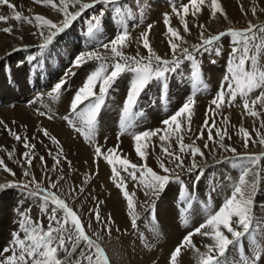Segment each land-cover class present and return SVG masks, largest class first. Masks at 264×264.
I'll return each instance as SVG.
<instances>
[{
    "label": "snow or ice",
    "instance_id": "obj_1",
    "mask_svg": "<svg viewBox=\"0 0 264 264\" xmlns=\"http://www.w3.org/2000/svg\"><path fill=\"white\" fill-rule=\"evenodd\" d=\"M33 2L37 5L50 6L63 16V20L57 23L39 14H34L31 17L23 16L20 11L16 10V6L10 3V0H0V5L12 9L13 16L11 18L16 21L23 20L26 23L34 24L37 31L32 34L41 39L42 43L39 47L46 49L85 10L95 7L97 4L111 5L117 3V0H90V2L59 0L58 3L56 0H33ZM205 4L206 0H188L187 3H182L179 8L173 4V12L179 17L184 33L190 34L187 17L189 15L195 17L197 13L202 11L201 6ZM77 5H79V10L70 11V9H75ZM209 6L212 18L220 13L227 19V14L223 11L219 0H211ZM121 11V9H117L118 14ZM252 14H256V8H252ZM104 15V9H101L98 16L86 21L89 36L99 31ZM163 16L167 26V43L171 58H165L157 54L152 48L149 41L151 25L140 37V43L147 51V56H141L139 52L135 56L125 54L124 49L129 44L130 32L126 26L122 25L117 35L109 41L99 44L97 48L80 52L74 57L73 68L82 67L93 60L99 63L86 75L82 85L76 89L69 106L70 115H65L63 120L91 143L95 136L98 117L105 106L109 91L122 75L131 73L132 79L128 85V91L121 110V128L128 131L132 117L135 115L133 110L138 104L141 93L151 82H160L163 90L167 86L168 74L177 72L184 61H191L193 62L191 72L193 83L202 87L203 82L199 64L196 63V55L202 49L206 51L214 50L219 54V48L214 46L225 36L230 37L233 44L230 52L231 62L226 68V73L217 94L211 100L210 107L205 112L204 124L191 143H184V134L186 131H192L191 116L196 103L195 93L168 119L161 121L164 128L147 129L134 133L135 152L144 161L143 163H133L126 155L117 154L119 138L117 145L114 148L107 149L106 152L97 144L94 157V162L95 159L102 157L110 166L111 179L122 190V195L129 209L128 215L131 225L134 229L137 228L139 219V215L135 211L137 205L136 192L128 191L125 177L134 182V187L143 188L144 195L150 199L158 197L169 184L178 183L180 185L179 204L182 213L185 215V222H187V216L195 202L193 199L195 193L187 189L181 176L175 171V168H183L184 161L181 155L170 151L171 142L173 139L176 140L180 153H190L192 163L187 172L196 173L193 181V188H195L203 175L202 165L196 162V158H203L205 155L196 141L204 139L206 130L207 141L214 143L225 152L233 153V163L236 167L241 168V174L233 184L230 195L224 199L223 203L216 210L209 212L202 223L187 232L170 253L169 264H180L183 249L193 250L198 256V264H229L226 257L230 248L236 249L239 253L240 249L243 248L245 238L251 234L252 228L254 226L258 227V225H255L253 205L257 188L256 177L260 174L258 169L261 161L264 160V153L241 154L237 152L235 147L225 144V138L231 140V136L228 135L227 128L222 131L220 127H217L215 114L225 106H233L239 97L242 101L244 115L253 118H260L264 115V63H261V58L264 57V23L254 24L249 21L246 28L230 27L226 31L209 35H205L206 26L204 24L194 25L200 29V42L185 47L184 45H187L188 41L181 35L179 29L170 25L169 14L164 13ZM8 19V16L0 15V22L6 23ZM2 31L12 34L13 28L8 26L3 28ZM19 39H23V37H19ZM99 48L111 53L113 58L111 64L107 63L106 59L101 56ZM32 59L35 60L36 58L32 57ZM68 75H75V73L66 71L65 77L53 86L48 95L58 96L68 84ZM257 92L258 94L253 95ZM209 113L212 115L210 116ZM39 115L46 116L47 114L39 112ZM47 118L49 120L53 119L51 115H47ZM210 119L211 124H209ZM223 123H228V117H223ZM0 124H4V122L0 121ZM4 127L10 135L14 136L16 141H22L23 147L29 150L23 153L24 162L21 166L24 169L23 175L30 177V179L19 185L12 182L7 185L0 184V190L5 187L22 186L28 190V195L39 197L41 211L46 214L48 223L45 227L42 220H33L28 212H20L21 219L18 221V230L12 233V239L9 241L8 246L0 251V264H70L68 258L73 257L78 249L79 258L76 259V264H111L107 252L102 246L101 236L96 232L89 233L86 229L91 228V222L85 225L78 211L73 210L68 203L66 196L70 193L62 192L58 188L57 180L49 178L47 186H44V181H38L35 175L32 174L33 156L30 155V151L35 148V145L29 143L27 136L22 138L21 135L8 128L7 125H4ZM261 127L264 128V121L261 122ZM213 131H215V136ZM239 131L243 133V146L245 149L248 148L250 141L252 143L256 142L242 125ZM41 132L58 149L55 154L51 150L48 151V155L53 159L52 171H56L62 161L71 165V162L67 161L63 147L57 137L51 135L47 129H41ZM257 135L260 137L259 143L264 145V135L259 132H257ZM152 137H158L161 142V151L170 158L167 163H174L175 168L168 167L163 160L159 161L161 170L159 172L154 171L147 165L145 143L151 141ZM166 144L168 147L164 146ZM203 148L208 149L209 144L204 143ZM11 155L9 153L10 159ZM223 159L228 158L224 157ZM39 160L42 168L46 169L44 156H40ZM0 168L12 176L16 175L2 158H0ZM121 173H124L125 176H122ZM59 179L62 180L63 177L61 176ZM29 185H34V187L29 188ZM76 191L83 192L84 189L82 187L71 189V192ZM102 203L103 201L99 202V204ZM201 203L207 209L211 203V197H208L207 202ZM99 204L95 209H90V212L93 214L95 221L102 224L104 230L110 233L111 217L109 216L107 220L101 219ZM149 217V223L151 224L155 219L154 203L149 205ZM229 234L231 238H229ZM195 235L205 237L211 241V243L203 245L206 251L201 252L193 243L192 238ZM141 236L143 238V233H141ZM254 239L256 238L254 237ZM61 253L64 254V258H61ZM262 256H264V244L257 241L253 249V255H241L234 264H258Z\"/></svg>",
    "mask_w": 264,
    "mask_h": 264
},
{
    "label": "bare ground",
    "instance_id": "obj_2",
    "mask_svg": "<svg viewBox=\"0 0 264 264\" xmlns=\"http://www.w3.org/2000/svg\"><path fill=\"white\" fill-rule=\"evenodd\" d=\"M56 2L58 3L59 0H56ZM187 2V0L181 2L176 7L179 8L182 3ZM10 3L16 6L17 11L42 13L43 16L57 23L63 20V16L56 10L47 5H37L33 0H10ZM210 3L211 0H206V4L201 6L202 11L197 13L195 17L191 15L187 17L190 34L183 32V25L179 17L173 12V8L164 12L169 14L170 25L179 29L181 35L188 41V44L184 45L185 47L200 41V29L194 25L204 24L206 26L208 23H211L212 28L208 30L206 27L205 31V35H209L216 34L218 33L217 31H225L230 27L233 28L232 25H236L234 20L239 17H243L242 23L246 27L249 21L254 24L264 21V0H219L223 11L227 14V19L220 13H217L215 18H212ZM252 8H256V12L260 11L256 15L250 16L249 14L252 12ZM73 10L70 9V11ZM12 12V9H9L7 6L0 5V15L9 17L6 23L0 22V121L4 122V124H0V158L4 160L5 164L16 175L12 176L0 168V184L17 178L18 175H22V177H19L20 179L26 178L23 175L24 169L21 164L24 162L23 153L29 150L23 147L22 141H16L14 136L9 134L4 127V125H7L8 128H11L14 132L21 135L22 138L27 136L29 143L35 145V148L30 151V155L33 156L32 174L35 175L38 181H44V186H47L49 178L57 180L58 188L64 193H70L66 196V199L70 206L84 218L86 225L91 222L90 217L87 215L88 210L90 208H96L97 204L103 201L102 204H99V209L103 216L101 219L107 220L109 216L111 217V223L109 225L111 232L105 231L104 226L97 221L91 224L95 228L91 232H96L101 236V241L110 256L111 264H169L170 253L180 243L187 232L202 223L208 213L216 210L223 203L224 199L230 195L233 184L241 174V168L234 165L233 159L226 162L223 158L231 157L233 153L225 152L223 149L215 147L214 143L207 141L206 130L204 139L196 141L202 147L206 142L209 144V148L204 149L205 155L203 159L200 160V157L196 158V162L202 165L203 173L205 171L209 172L219 164L217 168L223 176L215 184L211 185L206 192L199 191L197 196L195 193L193 198L195 202L192 205L194 218L191 223L180 221V211L173 204V199L179 201L180 185L178 183L173 182L169 184L158 197L150 199L144 195L143 188L134 187V182L125 177L128 191L136 192L137 205L135 211L139 215V219L137 221V228L134 229L131 225V220L128 215L129 209L122 195V190L111 179L110 166L102 157L95 159L94 162L95 147L98 144L106 152L107 149L114 148L117 145L119 138L117 154H121L122 156L126 155L133 163H143L144 161L135 152L133 141L134 133L147 129L164 128L161 121L168 119L195 93L196 103L191 116L192 131H186L184 134V143H191L204 124L205 112L209 109L211 100L217 94L230 59H226L225 64L221 68L222 73L219 75L214 85L216 87L212 92L208 90H206L207 92L205 90L200 91L196 87L189 89V91H184L182 85L179 87V84L173 82L172 87L167 91L168 93L178 92V104L173 106L174 103L157 101L156 105L149 106L150 110L145 111L147 118H144V115L142 116L138 111L141 108L140 105L143 103V97L147 96L146 93V95L144 94V91L148 88H151V90H155L156 87L162 88L160 82H151L141 93L138 104L133 110L135 115L132 118H137V124L134 125V122L131 120L129 130H123V134L118 129L121 127V110L130 82L126 87L121 89L122 92L119 90L121 95L114 94L110 90L108 93L110 96L109 104L101 110L96 125L95 136L90 143L82 135L69 127L66 121L63 120V117L69 112L70 102L76 89L80 87L75 83L76 80L74 81V78H72L73 81L68 80V84L64 88H68V91L64 92L65 97L63 99L48 95L57 83H53V80H50L51 77L56 79L55 77L57 76L55 75L57 70L51 68L52 64L55 63V60H61L60 54L64 56L71 55L74 59L77 54L86 51L83 50L85 43L81 41L82 37L78 34L70 33L72 32L71 25L65 30L64 37L59 39V34L54 39L53 42L57 43H52L48 48L41 49L39 47L42 43L41 39L32 34L37 31L34 24H22L21 21H16L11 18L13 16ZM247 14L248 16H246ZM108 22L110 21L108 20ZM149 25L152 26L149 32V41L152 48L157 54L165 58L169 56L165 55L166 53L169 54V47L164 16L161 19L154 17L146 26H143L139 30L133 29L135 31L130 32L129 44L124 49L125 54L135 56L139 52L141 56H147V51L140 43V37L142 33L148 30ZM8 26L13 28L12 34L2 31L3 28ZM121 26L122 24L115 21L114 18H111V26L109 27H113L115 31L118 29L116 33L120 31ZM106 32L109 33L110 28ZM19 37H23V39H19ZM232 47L233 44L228 51H231ZM33 50H36L37 53L32 54ZM99 52L110 53L102 48ZM32 57L36 59L33 60ZM107 59L106 62H110ZM199 63L204 67L205 61L202 60ZM261 63H264V57L261 58ZM74 70L75 68H73L72 72ZM123 77L125 79L131 77L129 80L131 81L132 74L125 73ZM71 84L72 87L70 88ZM256 94L258 92L253 95ZM172 106L173 108H170ZM39 112H45L47 115H51L53 119L49 120L47 115L41 116ZM209 115L211 116L212 114L209 113ZM215 115L217 127H220L221 130L227 128L228 135L236 142L243 139V133L239 131L241 125L251 134L253 139L258 136L257 132L261 133L264 130L261 127V122L264 121V115H262V121L260 119L261 117L253 118L244 115L242 101L239 97L233 106H225ZM225 116L228 117L227 124L223 123V117ZM211 122L210 119L209 124ZM41 129H47L51 135L57 137L63 147L64 155L67 157V161L71 162V165L62 161L58 169L52 171L53 159L48 155V151L51 150L55 154L58 149L55 144L42 134ZM213 135L215 136V131H213ZM234 144L236 145V143ZM253 144L250 141L247 149H238L237 152L253 153L264 151V146L257 149L253 148ZM164 146L168 147L167 144ZM145 150L147 165L154 171H161L159 168L160 160L165 161L168 167L175 168L174 163H167L170 158L161 151V142L158 137H152L151 141L146 142ZM170 151H174L182 156L184 161L183 168H175V171L181 176V179L189 183L188 185L191 186L193 191V181L195 180L196 173L187 172V169L192 163L190 153H180L175 139L171 142ZM9 153L12 154L11 159L9 158ZM40 156H44L47 165L46 169L41 166ZM218 160L220 161L219 163L217 162ZM260 167H262L261 180L263 181L264 162H261ZM223 168L226 169V172H223ZM121 175L125 176L124 173H121ZM61 176L63 177L62 180L59 179ZM256 181L258 182L257 177ZM81 187L84 189L83 192H71V189H79ZM186 187L188 189V186ZM196 188L200 190L199 183L194 189ZM213 189L215 190L213 191ZM261 193L257 187L254 199H258ZM8 194L0 198V251L8 246L9 241L12 239L13 229L16 227L14 224L18 217L15 216V213L26 212V209H28L25 208L26 206H36L41 211V200L28 195L27 191L23 193L20 190V193L18 192L15 196H9ZM209 196L211 197V203L207 209H204L202 208L203 204L201 202H207ZM153 203L155 206V219L150 224L149 205ZM257 210L253 208L255 220L258 217ZM20 218L19 216L18 219ZM9 227L11 228L10 231L8 230ZM254 228L255 226L252 229ZM141 233H143V238ZM229 238H231L230 234ZM192 239L193 243L201 252L206 251L203 245L211 243L209 239L199 235L193 236ZM229 255L233 263L239 260L241 256L235 252L234 248H230ZM180 264H198L197 254L191 249H183ZM258 264H264V256L261 257Z\"/></svg>",
    "mask_w": 264,
    "mask_h": 264
},
{
    "label": "rangeland",
    "instance_id": "obj_3",
    "mask_svg": "<svg viewBox=\"0 0 264 264\" xmlns=\"http://www.w3.org/2000/svg\"><path fill=\"white\" fill-rule=\"evenodd\" d=\"M185 1L186 0H117V3H113L111 5L97 4L95 7L85 10L82 13V15L76 21H74L71 24L72 26L70 28H71L72 32H70V33H75V34H78L82 37L81 41H84V43H85L83 50H86V51L91 50L93 48H97L99 44H102V43L109 41L111 38H113V36H115L117 34L116 32L118 31V29H116V31H115V29H113V27H109V26H111V18H114L115 21L126 26L127 29L129 30V32H132L135 30H139L143 26H146L147 23H149L154 17L161 19V17H163L164 12L166 10L171 9L173 4H175V6H177L181 2H185ZM82 2H90V0H88V1L82 0ZM101 9H104L105 15L102 18L99 31L96 34L89 36L88 35V26L86 24V21L91 20L94 16H98ZM117 9L122 10L120 13L122 15L118 14ZM31 10H33V9H31ZM76 10H79V5H77V7L73 11H76ZM21 11L22 10H20V12ZM259 11H257V12H259ZM257 12H256V14H257ZM21 13L23 16H29V17L33 16L34 14L43 15L42 13H33V12H29V13L21 12ZM12 14H13V12H12ZM249 15L253 16L252 12ZM246 16H248V14ZM108 20L110 22H108ZM242 20H243V17H239L238 19L236 18V20H234L236 25L235 26L232 25V27L233 28L235 27L237 29L246 28V26L243 25ZM21 22H22V24L26 23L23 20H21ZM261 23H264V21L258 22L256 24H261ZM27 24H29V23H27ZM208 25H210V26L208 27ZM206 27L208 30L211 29L212 28L211 23H208L206 25ZM108 28H110L109 33L106 32V30H108ZM133 29H135V30H133ZM64 32L60 33L59 39L61 37H64V35H65ZM217 32L219 33L220 31H217ZM199 42L200 41H198L196 43H199ZM53 43H57V42H53ZM231 45H232V42H231L230 37L225 36L224 38L221 39V41L217 45L214 46V47L219 48V54H217V52L214 50H207L206 51V50L202 49L196 55V63L199 64V67L201 66L200 72H201V80L203 82L202 87H199L196 84H194L193 80L191 78L192 63L193 62L184 61V63L180 66V68L178 69L177 72L168 74L169 78L167 79L166 88H164L163 90H162V88H157V87L155 90H151V88L150 89L148 88L144 91V94L146 93L147 96L143 97V103H142V105H140L141 108L138 110L139 114H142V116L144 115L143 116L144 118H147V116L145 115V111H147L148 109L150 110L149 106L156 105L157 101L158 102L166 101L169 103H174L173 106H176V104H178V102H179V98L177 95L178 92L175 91V93L174 92L168 93V91H167L172 87L173 82L174 83L176 82L177 84H179V87L182 85V89L184 91H189V89L196 87L200 91L208 90V91L212 92L214 90V88L216 87L214 85H215L217 79L219 78V75L222 73L221 68L225 64L226 59H228V60L230 59L229 54L231 51H228V50H229V48H231ZM88 46H90V47L88 48ZM99 50H101V48H99ZM36 53H37L36 50L32 51V54H36ZM100 54L105 59L108 58L107 60H109L110 62H107V63L111 64L113 62V58L111 56V53L101 52ZM126 55L129 56V54H126ZM165 55H169V54L166 53ZM59 56H60L61 60L58 61V60H55V58H54L55 63L52 64V66H51V68L53 70L54 69L57 70L56 74H55V75H57L55 77L56 79H54V77L50 78V80H53V83L58 82L61 78H64L66 71L72 72V70H73V67H72L73 57H71V55L64 56L63 54H60ZM167 58H171V57L167 56ZM202 60L205 61L204 67H202L201 63H199V61H202ZM213 61H214V63H213ZM98 63H99L98 61L93 60V61H89L87 64L83 65L82 67L75 68V70H74L75 75H72V76L68 75L67 80L70 79L73 81L72 78H74V81L76 80L75 83L78 86H81L85 80L86 75L89 73V71H92L98 65ZM126 74H130V73H126ZM69 76H71V77L68 78ZM123 76L124 75H122L121 78H119L117 80V82L113 85V87L111 88L112 93L121 95L119 90L121 91V89L123 87H126V85L130 82L129 80L131 77L129 79H125ZM72 84H73V82H72ZM72 84H71L70 88L72 87ZM188 85H190V86H188ZM65 91L67 92L68 88L62 89L61 93L56 97L58 99H63L65 97V94H64ZM97 91H98V88H97ZM62 94H64V95H62ZM109 98H110V96L108 95L107 99H106L105 106H107L109 104V102H108ZM173 106L170 108H173ZM158 113H161V112H158ZM68 114H69V112L67 113V115ZM136 119L132 118V122H134V125L137 124ZM260 119L262 121V116ZM62 124H64V123H62ZM140 124H138V125H140ZM118 128H119V126H118ZM118 130H120V133L123 134V129L121 127ZM260 134L264 135V130ZM259 139H260L259 136L255 137L254 140L256 142L253 144L254 145L253 148L259 149L260 147L264 146V145L259 143ZM224 143L229 144L232 147H235L237 150L238 149L245 150V148L243 146V139H241L239 142H236V141H233L232 138H231V140H229L226 137ZM234 143H236V145ZM200 147H201L202 151L205 152L204 148L202 146H200ZM215 147H217V146L215 145ZM243 153H247V152H243ZM243 153H241V154H243ZM253 153L259 154V153H264V151L263 152H253ZM227 158L228 159H226V162H229L230 160L233 159V156L227 157ZM202 159L203 158L200 157V160H202ZM261 162L263 163L264 160H262ZM218 165H216V167H214L209 172L205 171L203 173L202 178L199 182L200 190H198L197 188L196 189L193 188V191H192L191 186L188 185L189 183H187L186 181H184L182 179L185 182L184 183L185 186H188V190L190 192L196 193V196L199 194V191L206 192L207 189H209L211 185L215 184V182L218 181L221 176H223V174L217 168ZM261 169H262V167H260L258 169L260 174L257 176V180H258L257 187L262 193L258 197V199H254V205H253V208L258 209L257 210L258 211V213H257L258 217L255 220V225H258V227L255 226V228L252 229L251 234L247 238H245L243 248L240 249L239 255L252 256L253 255V249L255 248L257 241H259L261 244H264V233H263L264 232V180L263 181L261 180V176H262ZM223 172H226L225 168H223ZM19 177H22V175H18L17 178L5 181L2 184L7 185L9 182H12L14 184L19 185L22 182H27L30 179V177H26L23 179H20ZM32 187H34V185H29V188H32ZM20 190L23 193L25 191L28 192V190L24 189L22 186L5 187L4 189L0 190V198L3 197L5 194H8V193H11V194H8L9 196H15L18 194V192L20 193ZM34 197H36V196H34ZM36 198H39V197H36ZM173 204H175L176 207L178 208V210L180 211V221L185 222V215H183V213L181 211V206L179 204V201L177 199H173ZM25 208H28V209H26L27 210L26 212H28V214L31 215V218L33 220H37V219L42 220L45 227L47 226V223H48L47 216L43 211H40L38 208H36V206H33V207L26 206ZM202 208H204V207H202ZM90 209H95V207L90 208ZM90 209L88 210L87 215H88V217H90L91 224H94L95 219L93 217V214L90 212ZM73 210H75V209H73ZM192 210L193 209L191 208V210L187 216V222L186 223H191V221L194 218V212ZM99 212H100L101 217H103L100 209H99ZM15 216H18V217L16 218V223L14 224V225H16V227H14L13 232L17 231L18 221L21 219V218L18 219L19 213H15ZM82 220L84 222L83 217H82ZM8 230L10 231L11 228L9 227ZM86 230L89 233H92L91 230L94 231L95 228L93 226H91V228H87ZM254 237L256 239H254ZM102 246L104 247L103 242H102ZM82 247H83V245H82ZM235 252H237L236 249H235ZM107 255L110 259L108 252H107ZM229 257H230V255L228 252L226 259L229 262V264H234L233 260L230 259ZM61 258H64L63 253H61ZM78 258H79V249L77 250V252L74 254L73 257H69L68 259L70 261V264H76V259H78Z\"/></svg>",
    "mask_w": 264,
    "mask_h": 264
}]
</instances>
